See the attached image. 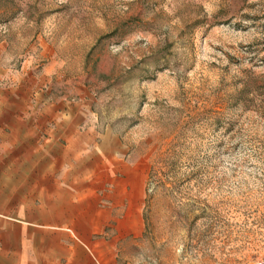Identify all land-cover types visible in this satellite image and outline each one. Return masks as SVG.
<instances>
[{
	"label": "rangeland",
	"instance_id": "374dc122",
	"mask_svg": "<svg viewBox=\"0 0 264 264\" xmlns=\"http://www.w3.org/2000/svg\"><path fill=\"white\" fill-rule=\"evenodd\" d=\"M0 48V87L86 90L147 169L131 264L264 256V0H0Z\"/></svg>",
	"mask_w": 264,
	"mask_h": 264
},
{
	"label": "crops",
	"instance_id": "0c3cea01",
	"mask_svg": "<svg viewBox=\"0 0 264 264\" xmlns=\"http://www.w3.org/2000/svg\"><path fill=\"white\" fill-rule=\"evenodd\" d=\"M50 79L0 87V264H131L147 169L90 93Z\"/></svg>",
	"mask_w": 264,
	"mask_h": 264
},
{
	"label": "built area",
	"instance_id": "2783aa9c",
	"mask_svg": "<svg viewBox=\"0 0 264 264\" xmlns=\"http://www.w3.org/2000/svg\"><path fill=\"white\" fill-rule=\"evenodd\" d=\"M257 264H264V256H262L258 261Z\"/></svg>",
	"mask_w": 264,
	"mask_h": 264
}]
</instances>
